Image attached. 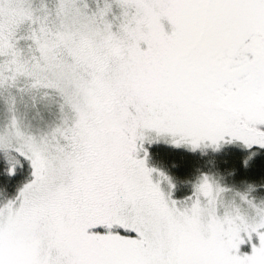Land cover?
<instances>
[{
  "label": "snow or ice",
  "instance_id": "6c2138e0",
  "mask_svg": "<svg viewBox=\"0 0 264 264\" xmlns=\"http://www.w3.org/2000/svg\"><path fill=\"white\" fill-rule=\"evenodd\" d=\"M160 140L264 155V0H0V264H264V174Z\"/></svg>",
  "mask_w": 264,
  "mask_h": 264
},
{
  "label": "trees",
  "instance_id": "16d2710c",
  "mask_svg": "<svg viewBox=\"0 0 264 264\" xmlns=\"http://www.w3.org/2000/svg\"><path fill=\"white\" fill-rule=\"evenodd\" d=\"M242 155L241 150L234 146H227L218 153L211 151L201 154L199 151L192 152L188 149L173 147L165 143L157 145L152 151L151 160L176 178L179 185L187 186L199 172L220 171L221 174L227 175L229 170L235 168V180L247 179L248 181L259 180L264 174V155L254 158L248 169H243L239 163V157ZM182 193V190L180 191Z\"/></svg>",
  "mask_w": 264,
  "mask_h": 264
},
{
  "label": "rangeland",
  "instance_id": "374dc122",
  "mask_svg": "<svg viewBox=\"0 0 264 264\" xmlns=\"http://www.w3.org/2000/svg\"><path fill=\"white\" fill-rule=\"evenodd\" d=\"M164 144L165 145V142L163 140H160V141H157V142H154L153 144H151V146H149L147 143H145V147L148 148V159H147V166L148 167H153V168H156V169H159L160 171H163L167 176H169L172 180V182L175 184V188L172 190V198L173 199H177V200H180L182 199L184 196L188 195L189 192L191 191V184H190V181L194 178H192L191 180H189V182L187 183V186H183V185H179L178 181L176 178H173V176L170 174V172L167 171V169L161 167L159 164H157L156 162H152L151 160V154H152V151L155 147H157V145H162ZM168 144V143H166ZM170 145V144H168ZM172 146V145H171ZM178 148H183V149H186L184 147H178ZM187 150V149H186ZM141 155H143V153H141ZM225 177V180L231 182L233 180V177L232 176H226L224 175ZM152 179L153 181L155 182L158 177L155 173H153V176H152ZM160 187L162 189V191H164L165 193H167L169 191L168 189V185L161 181V184H160ZM182 190V193L180 192Z\"/></svg>",
  "mask_w": 264,
  "mask_h": 264
}]
</instances>
